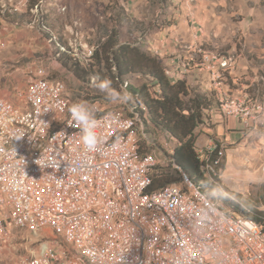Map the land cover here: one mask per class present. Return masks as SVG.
I'll use <instances>...</instances> for the list:
<instances>
[{
	"label": "built area",
	"instance_id": "obj_1",
	"mask_svg": "<svg viewBox=\"0 0 264 264\" xmlns=\"http://www.w3.org/2000/svg\"><path fill=\"white\" fill-rule=\"evenodd\" d=\"M198 54L216 100L208 112L264 132V95L241 83L235 54ZM190 58H172L164 73L183 79ZM20 96H0V240L8 226L47 236L24 264H264V221L234 216L183 172L190 190H148L157 161L143 144L150 125L134 99L129 109L89 108L102 139L88 152L69 112L83 102L62 81L30 77ZM206 151L213 159L204 167L215 175L221 150L210 140Z\"/></svg>",
	"mask_w": 264,
	"mask_h": 264
},
{
	"label": "rangeland",
	"instance_id": "obj_2",
	"mask_svg": "<svg viewBox=\"0 0 264 264\" xmlns=\"http://www.w3.org/2000/svg\"><path fill=\"white\" fill-rule=\"evenodd\" d=\"M0 6L4 13L0 17V43L4 44L0 46V90L13 96L15 102L26 90L30 77L44 75L62 81L72 100L82 101L90 109H129L134 101L124 94L129 93L125 86L113 89L120 93L114 98L110 89H99L97 71L103 72L104 68L94 59L96 50L114 28L120 42L133 43L158 55L167 68L172 54H157L160 51L156 45L171 25L181 21L190 28L179 33L182 50L189 45L188 39L198 37L185 49V55L196 57L183 78L193 93L210 97V107L216 106L208 72L196 64L200 49H208L235 54L241 83L248 85L249 93L255 92L257 98L264 95V78L260 77L264 70L257 72L258 78L249 72L251 65L264 64L262 50L256 52L251 46L256 45L252 41L255 38L264 45V0H0ZM248 30L249 46H245ZM127 80L134 87L145 81L138 75H129ZM209 115L195 130L194 147L200 150L199 158L212 161L213 156L206 151L212 140L221 150L215 174L218 182L252 207L264 210V132L253 133L237 123L220 128ZM145 133L143 144L155 153L156 164L183 178L169 157L176 147L175 140L152 126ZM176 185L190 190L185 179ZM213 196L220 201L215 192ZM46 238L44 233L8 226L6 236L0 240V264H24L39 254Z\"/></svg>",
	"mask_w": 264,
	"mask_h": 264
},
{
	"label": "trees",
	"instance_id": "obj_3",
	"mask_svg": "<svg viewBox=\"0 0 264 264\" xmlns=\"http://www.w3.org/2000/svg\"><path fill=\"white\" fill-rule=\"evenodd\" d=\"M3 15L0 6V17ZM94 59L104 68L103 72L97 71L98 82L110 81L108 89L120 90L121 86H125L137 105L145 108L148 125L175 140L176 147L169 157L176 172L180 175L183 172L189 181L209 196L215 192L217 198L239 216L253 222L264 221V210L252 207L240 195L220 184L215 175L205 169V162L195 151V130L207 117L213 99L193 93L184 79L167 76L162 58L133 43L120 42L114 28L106 34ZM74 72L78 73L76 68ZM129 75H138L145 81L134 87L127 80ZM151 87L157 90L152 92ZM182 180V177L156 164L152 167L148 190Z\"/></svg>",
	"mask_w": 264,
	"mask_h": 264
},
{
	"label": "crops",
	"instance_id": "obj_4",
	"mask_svg": "<svg viewBox=\"0 0 264 264\" xmlns=\"http://www.w3.org/2000/svg\"><path fill=\"white\" fill-rule=\"evenodd\" d=\"M185 24H186L185 21H181L179 24H173V25H171L169 27V30L170 31L166 35V37L165 38H161L157 42L158 44L156 46L159 48V51H160L157 54H162V52H165V53L166 52H170V54H172L171 59L172 58H177V57H183V58L191 57V55H185V52H187L185 49L187 48V46L188 47L192 46L194 44L193 42L196 41V40H198L197 39L198 37L194 36V39L193 38L188 39V42H190V43H187L189 45H185V49L184 50H182L181 49V46L178 45V42L180 43V41H179V33L180 34H183V32H185L187 30H190V28L189 27L187 28V26H185ZM183 37H184V35H183ZM245 37H246L245 46L247 44H248L247 46H249V30L246 32V36ZM252 41L256 44V45H252L251 44L252 49H254L256 52H258L261 49L262 50V53L260 55L261 56H264L263 55L264 54V48H262L264 45L262 44L263 42L261 41V39L255 38ZM250 70L253 72V75H255L254 77L255 78H258V76H260V75L257 72H259V70H264V64H261V65L259 64L257 66L256 65H251L249 67V72H250ZM262 74L263 75L260 76L261 79L264 78L263 77L264 76V73H262ZM3 90H0V95H2L4 97L8 98L9 100L15 102L14 101L15 99H13V96L12 97L9 96L10 94H6L5 91H4L5 93H3L2 92ZM261 97H263V96H261ZM213 107H214V105H213ZM209 116H210V119L212 121H214L217 124V126L220 127V128H223V126H231L232 123H235V124L237 123L239 125L238 120L236 118H234V117H231V118H228V119H225L224 121H222L214 113H210ZM229 128H231V127H229ZM233 128H231V129H233Z\"/></svg>",
	"mask_w": 264,
	"mask_h": 264
},
{
	"label": "clouds",
	"instance_id": "obj_5",
	"mask_svg": "<svg viewBox=\"0 0 264 264\" xmlns=\"http://www.w3.org/2000/svg\"><path fill=\"white\" fill-rule=\"evenodd\" d=\"M111 84L110 81H103L99 84V89L103 91L108 88ZM120 93L116 92L113 89H110V95L114 98ZM126 96L131 97L130 93H124ZM71 119L81 125V138L82 143L88 152L95 151L101 143V137L98 135L97 122L93 117L92 111L84 103L73 104L69 108ZM47 165L56 168L58 167L54 158L49 157L47 160Z\"/></svg>",
	"mask_w": 264,
	"mask_h": 264
}]
</instances>
